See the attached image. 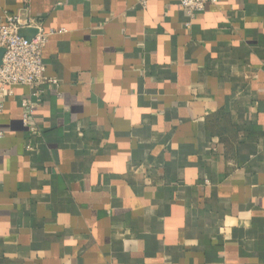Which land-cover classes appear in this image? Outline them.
<instances>
[{"label":"crops","instance_id":"obj_1","mask_svg":"<svg viewBox=\"0 0 264 264\" xmlns=\"http://www.w3.org/2000/svg\"><path fill=\"white\" fill-rule=\"evenodd\" d=\"M4 11L52 31L57 84L36 132L26 86L2 100L0 264H264V0Z\"/></svg>","mask_w":264,"mask_h":264},{"label":"built area","instance_id":"obj_2","mask_svg":"<svg viewBox=\"0 0 264 264\" xmlns=\"http://www.w3.org/2000/svg\"><path fill=\"white\" fill-rule=\"evenodd\" d=\"M137 1L142 7H146L148 2V0ZM218 1L179 0V5L188 16L193 17L197 12H202L207 5H216ZM37 23L38 21L30 16L23 18L6 11L0 16V49L3 50L0 60V111L3 106L2 100L6 95L11 94L13 86H26L29 92L21 99L22 122L31 132H36L31 117L42 101L43 86L57 84L55 78L44 74L42 62V50L47 36L52 31H44ZM23 28H34L36 32L32 37L27 38L20 34Z\"/></svg>","mask_w":264,"mask_h":264},{"label":"water","instance_id":"obj_3","mask_svg":"<svg viewBox=\"0 0 264 264\" xmlns=\"http://www.w3.org/2000/svg\"><path fill=\"white\" fill-rule=\"evenodd\" d=\"M20 34L23 35V36H25L24 31H21V30H20ZM27 38H29V37H27ZM2 54H3V50L0 49V60H1V56H2Z\"/></svg>","mask_w":264,"mask_h":264}]
</instances>
